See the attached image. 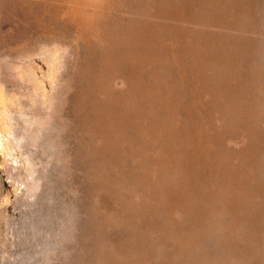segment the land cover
Returning a JSON list of instances; mask_svg holds the SVG:
<instances>
[{
	"label": "rangeland",
	"instance_id": "1",
	"mask_svg": "<svg viewBox=\"0 0 264 264\" xmlns=\"http://www.w3.org/2000/svg\"><path fill=\"white\" fill-rule=\"evenodd\" d=\"M70 1L67 0L69 5ZM78 1L91 6L90 2L95 5L114 2V7L117 6L108 17L110 21L106 19L108 22L104 24L109 36L102 41L90 38L89 44L81 49L79 65H74V54L67 44L44 39L32 53L7 59V64L0 66V212L11 221L7 230L4 224L0 226V264H264V0ZM45 2L52 6L49 0ZM67 2L64 5L59 2L61 7L59 3L57 6L66 9ZM172 8L175 10L170 12ZM30 21L39 20L30 19L24 24L31 27ZM18 23L4 15L0 17V38L8 32L15 43H20L23 39L15 31ZM45 24L50 33L60 25L78 34L76 25L48 20ZM127 50L134 54V60L127 57ZM147 52L150 56H146ZM108 59L119 71L112 85L103 82L102 77ZM4 71L9 77L4 78ZM131 71L136 84H140H133L132 92L125 83ZM67 81L71 83L66 84ZM23 93L39 106L38 119L25 118ZM97 100L101 101L100 107ZM49 110L54 113L52 118L48 117ZM54 141L57 150L49 147ZM125 152L128 155H123ZM164 157L172 160V170ZM142 159L145 163L138 169ZM163 169L162 174L168 179L160 174ZM147 171L151 173L148 175ZM220 192L226 199L219 196ZM146 204L148 207L143 208ZM179 239H183V249L178 248Z\"/></svg>",
	"mask_w": 264,
	"mask_h": 264
},
{
	"label": "bare ground",
	"instance_id": "2",
	"mask_svg": "<svg viewBox=\"0 0 264 264\" xmlns=\"http://www.w3.org/2000/svg\"><path fill=\"white\" fill-rule=\"evenodd\" d=\"M66 2H67V0H65ZM65 1L63 2L64 4H65ZM130 1V0H129ZM135 1H137V0H135ZM158 1V0H157ZM160 1H162V0H160ZM168 1V0H167ZM187 1V0H186ZM189 1V0H188ZM187 1V2H188ZM49 2H51L52 3V6L51 7H48V5L46 4V2H45V0H2L1 2H0V15H4V17H6V18H8V19H13L14 21H18L19 23H18V26L16 27V32L18 33L17 35L21 38L22 37V39L23 40H20L19 42L20 43H15V38L13 37V36H11L12 35V33H8V32H6L7 33V36H4V37H2V38H0V66H2V64H7V62H8V60L7 59H18V58H20V57H22L24 54L26 55V54H29V53H32L34 50H35V46H36V44L38 43V42H40L41 40H55V41H59V42H62V43H65V45L67 44L70 48H71V50H72V52H73V54H74V57L73 58H75V60H74V65L75 66H77V65H79V62H80V60H82V59H80L81 58V49L83 50V46L84 45H87V44H89V42H90V38H95V39H97L98 41H102L103 40V38L104 37H107V36H109V35H107L108 33V31L106 32L105 30L106 29H104V24H105V21H107L106 19H108L109 20V18L111 17L110 15H111V13H113V10H114V8H116V7H114L115 5V3L114 2H109V3H107V4H105V5H95L94 3H91L90 2V4H93L92 6L91 5H89L88 3H86V5H85V3L83 2H80V1H78V0H76V1H73V0H71L70 1V5L68 4V2H67V4L69 5V7L68 8H64V9H60L58 6H57V3H59V2H61L62 3V0H49ZM142 2V1H141ZM150 2H151V0H150ZM156 2V1H155ZM164 2V1H163ZM185 2V1H184ZM186 2V3H187ZM213 2V1H212ZM215 2V1H214ZM213 2V3H214ZM62 3V4H63ZM190 3V2H189ZM201 3V2H200ZM205 3V2H204ZM63 4V5H64ZM87 4H88V6H91L92 8L91 9H88L87 7ZM137 4V3H136ZM154 4V3H153ZM161 4V3H160ZM178 4V3H177ZM193 4V3H192ZM199 4V3H198ZM209 4H211V3H209ZM60 7H61V5H60V3L58 4ZM138 5V4H137ZM182 5V4H181ZM191 5V4H190ZM189 5V6H190ZM205 5H207V3H205ZM209 6V5H208ZM216 6H218V4H216ZM215 6V7H216ZM220 6V5H219ZM229 6V5H228ZM167 7H169L168 5H167ZM221 7V6H220ZM220 7H218V8H220ZM90 8V7H89ZM132 7H130V9H131ZM136 8V7H135ZM150 8H151V6H150ZM197 8V10H198V7H196ZM145 9V8H144ZM169 9V8H168ZM186 9V8H185ZM191 9V8H190ZM210 8H208V10H209ZM224 9V8H223ZM227 9H228V7H227ZM47 10L49 11V12H47ZM116 10V9H115ZM165 10H167L166 8H165ZM172 10H175V9H171L170 10V12L172 11ZM126 11H129V10H126ZM151 11H153V10H151ZM161 11V10H160ZM185 11V10H184ZM216 11H218L217 9H216ZM225 11V10H224ZM230 11V10H229ZM118 12V11H117ZM148 12V11H147ZM162 12V11H161ZM177 12H179V11H177ZM160 13V12H159ZM175 13V12H174ZM206 13V12H205ZM223 13V12H222ZM222 13H220V15L222 14ZM122 14H126V13H122ZM167 14V13H166ZM208 14V13H207ZM227 14V13H226ZM229 14V13H228ZM130 15H132V13L130 14ZM175 15H177L176 13H175ZM184 15V14H183ZM2 16H0L1 18H2ZM64 16V17H63ZM65 16H66V18H65ZM110 16V17H109ZM140 16V15H139ZM160 16H161V14H160ZM167 16V15H166ZM199 16V15H198ZM203 16H205V15H203ZM212 16V15H211ZM217 16V15H216ZM215 16V17H216ZM109 17V18H108ZM146 17V16H145ZM187 17V16H186ZM207 17V16H206ZM166 18V17H165ZM177 18V17H176ZM184 19H185V17H183ZM190 18V17H189ZM225 18V17H224ZM30 19H32V20H34V19H37V20H39V21H37V22H34V21H30L29 22V24L31 25V27H27L25 24H24V22L26 21L27 23H28V20H30ZM155 19V18H154ZM157 19V18H156ZM167 19H168V17H167ZM178 19V18H177ZM179 19H180V17H179ZM178 19V20H179ZM183 19V20H184ZM204 19V18H203ZM207 19H209V18H207ZM233 19V18H232ZM45 20H48L49 22H57V23H61V24H63V23H65V24H67V25H69V26H71L72 27V25L74 26V25H76L79 29H78V34H76L75 32L73 33V31L72 30H70L71 28L70 27H68V26H65V27H61L60 25H58L57 27H58V30L56 31H53V32H51L50 33V30H49V28H47V26H46V24H45ZM171 20V19H170ZM234 20V19H233ZM110 21V20H109ZM155 21V20H154ZM182 21V20H181ZM185 21V20H184ZM203 21V20H202ZM215 21V20H214ZM232 21V20H231ZM23 22V23H22ZM31 22H33L32 24H31ZM40 24H39V23ZM108 22V21H107ZM157 22V21H156ZM225 22V21H224ZM227 22H229L228 20H227ZM181 23V22H180ZM183 23V22H182ZM181 23V24H182ZM43 24H44V26H43ZM108 24V23H107ZM110 24V23H109ZM169 24V23H168ZM183 24H185V22L183 23ZM183 24H182V26H183ZM228 24V23H227ZM233 24H235L234 22H233ZM129 25V24H128ZM201 25H203V24H201ZM204 25H206V24H204ZM211 25V24H210ZM221 25V24H220ZM229 25V24H228ZM165 26V25H164ZM168 26V25H167ZM185 26H186V24H185ZM218 26V25H217ZM230 26V25H229ZM235 26V25H234ZM41 27H42V29H41ZM51 27V26H50ZM113 27V26H112ZM157 27V26H156ZM204 27H206V26H203V29H204ZM223 27V26H222ZM227 27V26H226ZM62 28V29H61ZM178 28V27H177ZM189 28V27H188ZM196 28V27H195ZM51 29H52V27H51ZM116 29V28H115ZM120 29V28H119ZM157 29V28H156ZM164 29V28H163ZM172 28H170V30H171ZM181 29V28H180ZM183 29V28H182ZM201 29H202V26H201ZM53 30V29H52ZM110 30V29H109ZM191 30V29H190ZM193 30V29H192ZM191 30V31H192ZM117 31H118V29H117ZM110 32V31H109ZM153 32V31H152ZM164 32H165V30H164ZM167 32V31H166ZM176 32V31H175ZM195 32V31H194ZM204 32H206V31H204ZM209 32V31H208ZM132 34V33H131ZM163 33H161V35H162ZM202 34H203V32H202ZM172 35V34H171ZM179 35V34H178ZM200 35V34H199ZM199 35H196V36H199ZM206 35V34H205ZM208 35V34H207ZM24 36H26V39L24 40ZM134 36V35H133ZM187 36H189V35H187ZM192 36V35H191ZM204 36V35H203ZM164 37H166V36H164ZM163 37V38H164ZM194 37V36H193ZM206 37V36H205ZM134 38V37H133ZM192 38V37H191ZM190 38V39H191ZM203 37H201V38H198V39H202ZM162 39V38H161ZM160 39V40H161ZM190 39H188V40H190ZM226 39V38H225ZM131 40V39H130ZM148 40V39H147ZM171 40V39H170ZM187 40V41H188ZM114 41V40H113ZM133 41V40H132ZM131 41V42H132ZM182 41V40H181ZM199 41V40H198ZM202 41V40H201ZM220 41H221V39H220ZM159 42V41H158ZM157 42V43H158ZM188 42H191V41H188ZM192 42H193V38H192ZM204 42V41H203ZM225 42V41H224ZM96 43H97V41H96ZM162 43V42H161ZM197 43V42H196ZM141 44V43H140ZM143 44V43H142ZM182 45H183V43H182ZM205 45V44H204ZM190 46H191V44H190ZM223 46V45H222ZM86 47V46H85ZM85 47H84V50L86 51V49H85ZM94 47V46H93ZM97 47V46H96ZM118 47V46H117ZM142 47V46H141ZM148 47V46H147ZM188 47V46H187ZM218 47V46H217ZM88 48V47H87ZM97 48H99V47H97ZM134 48V47H133ZM149 48V47H148ZM179 48V47H178ZM142 49V48H141ZM153 49V48H152ZM194 49H195V47H194ZM201 49V48H200ZM88 50V49H87ZM149 50H151L150 48H149ZM148 50V51H149ZM222 50V49H221ZM228 50V49H227ZM84 51V52H85ZM93 51H94V49H93ZM135 51V50H134ZM139 51V50H138ZM154 51V50H153ZM153 51H151V52H153ZM203 51V50H202ZM230 51V50H229ZM87 52V51H86ZM223 52V51H222ZM221 52V53H222ZM134 53V52H133ZM149 52H147V55L146 56H150V54H148ZM154 53H155V51H154ZM153 53V54H154ZM182 53H184V52H182ZM227 53V52H226ZM126 54H127V57H129L130 58V60H134V58H133V55L131 54V52L129 51V50H127V52H126ZM125 54V55H126ZM145 54V53H144ZM95 55V54H94ZM115 55V54H114ZM224 55V54H223ZM84 56H85V54H84ZM90 56V55H89ZM145 56V55H144ZM154 56H156L155 54L153 55V57ZM158 56V55H157ZM168 56V55H167ZM159 57V56H158ZM157 57V58H158ZM122 58V57H121ZM143 58V57H142ZM156 58V57H155ZM180 58V57H179ZM120 59V58H119ZM125 59V58H124ZM124 59H122V60H124ZM154 59V58H153ZM169 59V58H168ZM175 59V58H174ZM181 59V58H180ZM224 59V58H223ZM111 60H113V59H111ZM117 60V59H116ZM155 60V59H154ZM158 60V59H157ZM183 60V59H182ZM147 61V60H146ZM160 61V60H159ZM180 61V60H179ZM205 61V60H204ZM234 61V60H233ZM121 62V61H120ZM167 62V61H166ZM181 62V61H180ZM203 62V61H202ZM210 62V61H209ZM219 62V61H218ZM106 70H105V72L102 74V77H103V82H105L107 85H112L113 83H114V81L116 80V77H117V75H118V72L119 71H116V69H115V67L113 66H111L112 64H111V62H110V60L108 59L106 62ZM141 63H142V61H141ZM154 64H155V62H153ZM161 63V62H160ZM177 63V62H176ZM175 63V64H176ZM194 63V62H193ZM118 64V63H117ZM131 64H132V62H131ZM138 64V63H137ZM103 65V64H102ZM135 65V64H134ZM168 65V64H167ZM221 65V64H220ZM238 65V64H237ZM133 66V65H132ZM137 66V65H136ZM149 66H151V65H149ZM156 66H157V64H156ZM163 66V65H162ZM228 66V65H227ZM231 66H233V65H231ZM235 66H236V64H235ZM160 66H158V68H159ZM164 67H165V65H164ZM169 67V66H168ZM168 67H166V68H168ZM229 67V66H228ZM117 68H119V67H117ZM140 68V67H139ZM152 68V67H151ZM154 69V68H153ZM153 69H150V70H153ZM171 69V68H170ZM231 69V67L229 68V70ZM74 70L75 71H78V70H76V68H74ZM79 70H80V68H79ZM142 70H144V69H142ZM148 70H149V68H148ZM157 70V69H156ZM164 70H166V69H164ZM209 70V69H208ZM223 70V69H222ZM81 71V70H80ZM154 71V70H153ZM232 71V70H231ZM230 71V72H231ZM87 72V71H86ZM147 72H149V71H147ZM157 72V71H156ZM168 72V71H167ZM170 72V71H169ZM213 72V71H212ZM233 72V71H232ZM236 71H234V73H235ZM74 73V72H73ZM76 73V72H75ZM74 73V74H75ZM133 71H131V72H129V75H128V77L125 79V80H127V81H125V83L127 82L128 83V85H129V91L130 92H132V89H131V87L133 88V84H136V82L134 81V75H133ZM165 73V71L163 72V74ZM203 73H204V71H203ZM158 74H159V72H158ZM169 74V73H168ZM167 74V75H168ZM238 74V73H237ZM3 76H4V78H6V77H9V74H7V71H4L3 72ZM162 76V75H161ZM171 76V75H170ZM232 76H233V73H232ZM236 76V75H235ZM144 77V76H143ZM158 77V76H157ZM168 77V76H167ZM234 77V76H233ZM11 78V77H10ZM123 78H124V76H123ZM141 78H142V76H141ZM141 78H136V81H137V79H141ZM201 78H203V77H201ZM264 78V77H263ZM101 79V78H100ZM146 79V78H145ZM148 79V78H147ZM166 79V78H165ZM259 79V78H258ZM75 80V79H74ZM99 80V79H98ZM102 80V79H101ZM260 80V79H259ZM72 81V80H71ZM71 81H67L66 82V84L68 83H71ZM147 81V80H146ZM162 82L164 81L163 80V78H162V80H161ZM167 81V80H166ZM168 81H169V79H168ZM13 82V81H12ZM139 82H142V81H139ZM144 82V81H143ZM160 82V81H159ZM253 82V81H252ZM161 83V82H160ZM167 83H169V82H167ZM201 83V82H200ZM255 83V82H254ZM253 83V84H254ZM257 83V82H256ZM262 83V82H261ZM264 83V82H263ZM13 84H14V82H13ZM151 84V83H150ZM164 84H165V82H164ZM137 85V84H136ZM138 85H140V84H138ZM137 85V86H138ZM143 85H145V84H143ZM190 85V84H189ZM262 86V85H261ZM110 87V86H109ZM151 87V86H150ZM150 87H149V89H150ZM211 87V86H210ZM248 87V86H247ZM258 87V86H257ZM91 88V87H90ZM100 89H101V87H99ZM106 89H109L108 87H105ZM112 88V87H111ZM142 88V87H141ZM145 89H146V87H144ZM154 89H155V87H153ZM172 88V87H171ZM262 87H260V89H261ZM124 89V88H123ZM244 89V88H243ZM259 89V88H258ZM136 90H138V89H136ZM135 90V91H136ZM253 90V89H252ZM251 90V91H252ZM97 91H99V90H97ZM103 91V90H102ZM128 91V92H129ZM134 91V92H135ZM138 91H142V90H138ZM156 91V90H155ZM178 91V90H177ZM181 91V90H180ZM198 91V90H197ZM245 91H247L246 89H245ZM249 91V90H248ZM254 91H255V89H254ZM253 91V92H254ZM263 91V90H262ZM62 92V91H61ZM88 92V91H87ZM90 92V91H89ZM104 92V91H103ZM125 92H126V90H125ZM149 92V91H148ZM154 92V91H153ZM64 93V92H63ZM151 93V92H150ZM157 93H161L160 91L159 92H157ZM202 93H204V92H202ZM240 93V92H239ZM255 93H256V91H255ZM83 94V93H82ZM120 94V93H119ZM134 94V93H133ZM143 93H141V95H142ZM153 94V93H152ZM155 94V93H154ZM153 94V95H154ZM221 94V93H220ZM237 94V93H236ZM91 95V94H90ZM95 95V94H94ZM93 95V96H94ZM98 95H102L101 93H99ZM109 95V94H108ZM132 95V94H131ZM136 95H137V93H136ZM149 94L147 93V96H148ZM204 95V94H203ZM235 95V94H234ZM252 95H254V94H252ZM262 95H264L263 93H262ZM23 96L25 97V99H24V103H25V110H24V116H25V118L26 119H38L39 118V115H40V112H41V110L39 109V106L37 105V103H35L34 101H32L31 99H26V97H27V94L26 93H23ZM67 96V95H66ZM83 96V95H82ZM107 96V95H106ZM138 96V95H137ZM147 96L145 95V97L147 98ZM156 96H158V95H155L154 97H156ZM191 96H192V94H191ZM229 96V95H228ZM233 96V95H232ZM95 98H96V95L94 96ZM140 97V96H139ZM162 97V96H161ZM170 97H172V96H170ZM212 97V96H211ZM63 98V97H62ZM70 98H71V96H70ZM128 98H129V96H128ZM61 99V98H60ZM121 99V98H120ZM143 99V98H142ZM169 99V98H168ZM188 99V98H187ZM72 100H73V98H72ZM79 100V99H78ZM96 100V99H95ZM118 100H119V98H118ZM172 100H173V98H172ZM178 100V99H177ZM196 100V99H195ZM203 100V99H202ZM215 100V99H214ZM66 101V100H65ZM98 101V103H97V105L99 104V102H101L100 100H97ZM136 101H138V98H137V100ZM150 101H151V99H150ZM171 101V100H170ZM66 102H68V101H66ZM114 102V101H113ZM112 102V103H113ZM184 102V101H183ZM182 102V103H183ZM197 102V101H196ZM246 102V101H245ZM148 103V102H147ZM181 103V104H182ZM194 103V102H193ZM214 103V102H213ZM94 104V103H93ZM107 104V103H106ZM128 104V103H127ZM58 105V104H57ZM97 105L95 106L96 108H97ZM126 105V104H125ZM138 105V104H137ZM183 105V104H182ZM191 105V104H190ZM199 105V104H198ZM197 105V106H198ZM83 106V105H82ZM99 106V105H98ZM154 105H153V102H152V107H153ZM167 106V105H166ZM177 106V105H176ZM186 106V105H185ZM193 106V105H192ZM244 106V105H243ZM85 107H87V106H85ZM100 107V106H99ZM102 107V106H101ZM122 107V106H121ZM126 107H127V105H126ZM130 107V106H129ZM157 107V106H156ZM168 107V106H167ZM210 107V106H209ZM43 108V107H42ZM55 108V107H54ZM93 108V107H92ZM105 108V107H104ZM144 108V107H143ZM154 108V107H153ZM173 108V107H172ZM181 108H183V107H181ZM213 108V107H212ZM233 108V107H232ZM94 109V108H93ZM101 109H103V107L101 108ZM109 109V108H108ZM129 109V108H128ZM171 109V108H170ZM174 109V108H173ZM200 109V108H199ZM248 109V108H247ZM43 110V109H42ZM51 110V109H50ZM49 110V111H50ZM100 110V109H99ZM98 110V111H99ZM115 110V109H114ZM123 110V109H122ZM165 110V109H164ZM193 110H195V109H193ZM84 111V110H83ZM103 111V110H102ZM108 111H111V110H108ZM126 111V110H125ZM129 111V110H128ZM127 111V112H128ZM157 111V110H156ZM169 111V110H168ZM171 111V110H170ZM174 111V110H173ZM222 111V110H221ZM105 112H107L106 110H105ZM115 113H116V111H114ZM134 112V111H133ZM139 112V111H138ZM177 112H179V110L177 111ZM177 112H175V113H177ZM195 111H193V113H194ZM200 112H202V109L200 110ZM205 112V111H204ZM220 112V111H219ZM77 113V112H76ZM79 113V112H78ZM85 113L86 112H84L83 113V115H85ZM134 113H136V112H134ZM147 113V112H146ZM159 113V112H158ZM158 113H154V115L155 114H157L158 115ZM162 113V112H161ZM163 113H165V112H163ZM163 113H162V115H163ZM169 113H171V112H169ZM48 114V113H47ZM52 114H54V113H52L51 111L49 112V116L48 117H51L52 116ZM67 114V113H66ZM75 114V113H74ZM104 114H106V113H104ZM195 114V113H194ZM68 115V114H67ZM98 115V114H97ZM129 115V114H128ZM145 115H147V114H145ZM168 115V114H167ZM174 115V114H173ZM62 116H63V114H62ZM72 116V115H71ZM91 116V115H90ZM115 116V115H114ZM148 116V115H147ZM146 116V117H147ZM169 116V115H168ZM180 116V115H179ZM202 116V115H201ZM215 116L217 117V114H216V112H215ZM219 116V115H218ZM99 117V116H98ZM101 117H103L104 118V116H103V114L101 115ZM101 117H99V118H101ZM108 117V116H107ZM152 117H153V115H152ZM189 117V116H188ZM213 117V116H212ZM212 117H211V120H212ZM52 118V117H51ZM50 118V119H51ZM55 118V117H54ZM63 118V117H62ZM69 118V117H68ZM71 118V117H70ZM69 118V119H70ZM155 118H157V117H155ZM161 118V117H160ZM179 118V117H178ZM194 118H195V116H194ZM221 118V117H220ZM223 118V117H222ZM57 119V118H56ZM59 119V118H58ZM58 119H57V121H58ZM105 119V118H104ZM148 119V118H147ZM163 119H164V117H163ZM171 119V118H170ZM182 119V118H181ZM192 119H193V117H192ZM198 119V118H197ZM73 120V119H72ZM72 120H69V121H72ZM76 120V119H75ZM108 120V119H107ZM107 120H104V122L105 121H107ZM126 120V117H125V119H124V121ZM155 120V119H154ZM168 120V119H167ZM175 120H177L176 118H175ZM179 120V119H178ZM189 120V119H188ZM195 120V119H194ZM38 121H40V120H38ZM54 121H56V120H54ZM102 121V120H101ZM108 121H110V120H108ZM107 121V122H108ZM191 121V120H190ZM205 121V120H204ZM34 122V121H33ZM51 122V121H50ZM59 122V121H58ZM65 122V121H64ZM63 122V123H64ZM74 122V121H73ZM72 122V123H73ZM76 122V121H75ZM83 122V121H82ZM111 122V121H110ZM125 122H127V121H125ZM156 122H158V121H156ZM156 122H155V124H156ZM61 124H63L62 122H60ZM65 123H67V122H65ZM81 123V122H80ZM106 123V122H105ZM112 123V122H111ZM150 123H151V121H150ZM149 123V124H150ZM162 123V122H161ZM188 124H190L189 122H187ZM186 123V124H187ZM194 122H192V124H193ZM221 123V122H220ZM54 124V123H53ZM57 124V123H56ZM60 124V125H61ZM68 124H70V122L68 123ZM107 124H109V123H107ZM147 123H145V125H146ZM148 124V125H149ZM195 124V123H194ZM203 124V123H202ZM51 125V124H50ZM57 125H59V124H57ZM57 125H55V126H57ZM77 124H75V126H76ZM102 125V124H101ZM121 126H123L122 124H120ZM153 125V124H152ZM163 125H165V124H163ZM169 125V124H168ZM52 126V125H51ZM104 126H106V125H104ZM119 126V125H118ZM147 126V125H146ZM145 126V127H146ZM151 126V125H150ZM160 126H161V124H160ZM175 125L173 124L172 125V127H174ZM66 127V126H65ZM78 127H80V126H78ZM107 127V126H106ZM124 127V126H123ZM123 127H121V129L123 128ZM167 127V126H166ZM169 127H170V125H169ZM169 127H167V128H169ZM201 127V126H200ZM25 128V127H24ZM35 128V127H34ZM47 128H49V127H46V129ZM69 128H71V127H69ZM81 128V127H80ZM79 128V129H80ZM102 128V127H101ZM116 128V127H115ZM114 128V129H115ZM135 128V127H134ZM133 128V129H134ZM143 128V127H142ZM150 128V127H149ZM195 128V127H194ZM208 128V127H207ZM238 128V127H237ZM45 129V130H46ZM50 129V128H49ZM48 129V130H49ZM78 129V130H79ZM105 129H107V128H105ZM104 128H103V130H105ZM119 129V128H118ZM141 129V128H140ZM148 129V128H147ZM170 129V128H169ZM193 129V128H192ZM197 129V128H196ZM200 129V128H199ZM213 129V128H212ZM52 130H53V128H52ZM67 130H70V129H67ZM75 130H77V129H75ZM75 130H74V132H75ZM112 129H110V130H107L108 132L109 131H111ZM139 130V129H138ZM194 130V129H193ZM204 130H206V129H204ZM214 130H215V128H214ZM237 130V129H236ZM28 131V130H27ZM51 131V129L49 130V132ZM54 131V130H53ZM163 131V130H162ZM166 131H168V130H166ZM173 131H174V129H173ZM172 131V132H173ZM189 131V130H188ZM195 131V130H194ZM208 131V130H207ZM32 132V131H31ZM34 132H35V130H34ZM46 132V131H45ZM77 132V131H76ZM82 132V131H81ZM122 132H123V130H122ZM121 132V133H122ZM130 132H132V131H130ZM129 132V133H130ZM158 132H159V130H158ZM171 132V133H172ZM206 132V131H205ZM204 132V133H205ZM209 132V131H208ZM217 132V131H216ZM237 132V131H236ZM36 133V132H35ZM119 133V132H118ZM118 133H116V135H118ZM201 133V132H200ZM209 133H212V132H209ZM30 134V133H29ZM37 134V133H36ZM76 134H78V133H76ZM81 134V133H80ZM141 134V133H140ZM147 134H151V132L150 133H147ZM161 134V133H160ZM31 135V134H30ZM62 135V134H61ZM65 135V134H64ZM85 135V134H84ZM102 135V134H101ZM158 135H159V133H158ZM162 135H164L163 133H162ZM161 135V136H162ZM212 135V134H211ZM210 135V136H211ZM44 136H45V134H44ZM43 136V137H44ZM76 136H78V135H76ZM152 137H153V135H151ZM160 136V137H161ZM195 136V135H194ZM198 136H200L199 134H198ZM201 136H202V134H201ZM40 137V136H39ZM38 137V138H39ZM74 137V136H73ZM106 137V136H105ZM105 137H103V138H105ZM111 137V136H110ZM148 137V136H147ZM180 137V136H179ZM182 137V136H181ZM180 137V138H181ZM191 137V136H190ZM196 137L197 136H195V139H196ZM41 138V137H40ZM45 138H46V136H45ZM78 138V137H77ZM111 138H113V137H111ZM194 138V137H193ZM202 138V137H201ZM200 138V139H201ZM220 138V137H219ZM218 138V139H219ZM224 138V137H223ZM228 138V137H227ZM58 139V138H57ZM106 139V138H105ZM114 139V138H113ZM137 139H139V138H137ZM142 139H144V140H146L145 138H142ZM189 139V138H188ZM198 139V138H197ZM209 139V138H208ZM221 139V138H220ZM225 139V138H224ZM224 139H223V141H224ZM31 140V139H30ZM55 141H56V139H54ZM148 140H150V139H148ZM155 141H156V139H154ZM192 140V139H191ZM202 140V139H201ZM201 140H199L200 142H202ZM204 140V139H203ZM251 140V139H250ZM37 141V140H36ZM55 141L54 142H51L50 143V145H49V147H51V149L52 150H57V147H56V144H55ZM58 141V140H57ZM81 141V140H80ZM106 141H107V139H106ZM136 141H138V140H136ZM195 141H197V140H195ZM194 141V142H195ZM209 141V140H208ZM220 141H222V140H220ZM42 142V141H41ZM40 142V143H41ZM69 142V141H68ZM109 142V141H108ZM107 142V143H108ZM175 142V141H174ZM181 142V141H180ZM188 142V141H187ZM57 143V142H56ZM71 143V142H70ZM77 143H79L78 141H77ZM139 143H140V139H139ZM164 143H165V141H164ZM183 143H185V142H183ZM208 143V142H207ZM206 142L204 143V144H207ZM211 143V142H210ZM224 143V142H223ZM33 144V143H32ZM31 144V145H32ZM44 144V143H43ZM137 144V143H136ZM175 144H177V143H175ZM202 144V143H201ZM188 145V144H187ZM186 145V146H187ZM196 145H197V142H196ZM70 146V145H69ZM121 146V145H120ZM126 146V145H125ZM141 146H143V145H141ZM156 146V145H155ZM167 146V145H166ZM185 146V145H184ZM200 146H202V145H200ZM207 146H209V145H207ZM216 146L217 145H215V148H216ZM32 147V146H31ZM61 147H63V146H61ZM61 147H59L60 149H61ZM131 147V146H130ZM137 147V146H136ZM138 147H140V146H138ZM153 147V146H152ZM29 148V147H28ZM44 148V147H43ZM118 148H120V147H118ZM122 148V147H121ZM120 148V149H121ZM124 148H126V147H124ZM123 148V149H124ZM128 148V147H127ZM126 148V149H127ZM176 148H177V146H176ZM187 148V147H186ZM207 148V147H206ZM206 148H204V149H206ZM213 148V147H212ZM262 148V147H261ZM37 149H38V147H37ZM45 149V148H44ZM43 149V150H44ZM132 149H133V151H134V149H135V146L133 145V147H132ZM142 149H143V147H142ZM166 149H168V148H166ZM192 149V148H191ZM218 149V148H217ZM257 149V148H256ZM259 149V148H258ZM46 150H48V149H46ZM64 150V149H63ZM62 150V151H63ZM65 150H67V149H65ZM122 150V149H121ZM163 150V149H162ZM180 150V149H179ZM183 150V149H182ZM247 150V149H246ZM260 150V149H259ZM29 151V150H28ZM36 151V150H35ZM51 151V150H50ZM61 151V153H63ZM70 151V150H69ZM123 151V150H122ZM121 151V152H122ZM131 151V150H130ZM135 151H137V150H135ZM134 151V152H135ZM161 151V150H160ZM177 152H178V150H176ZM205 151V150H204ZM262 151V150H261ZM49 152V151H48ZM120 152V151H119ZM127 152H129V151H127ZM249 152V151H248ZM252 152V151H251ZM106 153V152H105ZM126 153V152H125ZM144 153V152H143ZM152 153V152H151ZM159 153H161V152H159ZM166 153V152H165ZM211 153V152H210ZM29 154H30V152H29ZM49 154V153H48ZM136 153H134V156L135 157H137V155H135ZM138 154H140V152H138ZM178 154V153H177ZM186 154H187V152H186ZM205 154V153H204ZM230 154H231V152H230ZM252 154V153H251ZM256 154V153H255ZM38 155V154H37ZM62 155V154H61ZM63 155H64V153H63ZM123 155H128L127 153L126 154H123ZM146 156L148 155V153L147 154H145ZM145 155H143V156H145ZM150 155V154H149ZM173 155V154H172ZM179 155V154H178ZM238 155V154H237ZM249 154H247V156H248ZM70 156V155H69ZM117 156H119L118 154H117ZM168 156V155H167ZM182 156H184V153H183V155ZM188 156V155H187ZM192 156V155H191ZM216 156H217V153H216ZM243 156V155H242ZM253 156V155H252ZM59 157H60V155H59ZM139 157V156H138ZM141 158H142V151H141V156H140ZM159 157H161V156H159ZM179 157V156H178ZM194 157V156H193ZM192 157V158H193ZM209 157V156H208ZM240 157V156H239ZM249 157H251V155L249 156ZM117 158H119V157H117ZM143 158H145V160H146V157H143ZM164 158H167L168 159V157H164ZM180 158V157H179ZM182 158V157H181ZM185 158V157H184ZM184 158H182L183 159V161H184ZM189 158V157H188ZM226 158H228V157H226ZM71 159V158H70ZM70 159H68V161L70 160ZM123 159V158H122ZM136 159H138V158H136ZM162 159H163V157H162ZM172 159V158H171ZM173 159H175V158H173ZM195 159V158H194ZM256 159H257V157H256ZM66 160L67 159H64V162H66ZM81 160V159H80ZM108 160V159H107ZM113 160V159H112ZM120 160V159H119ZM165 160V159H164ZM164 160H162V162H164ZM169 160V159H168ZM168 160L166 161L165 160V162H167L168 163ZM229 160H231V159H229ZM235 160V159H234ZM242 160V159H241ZM40 161V160H39ZM67 161V162H68ZM78 161V160H77ZM84 161V160H83ZM120 161H122V160H120ZM141 161H144L143 159L142 160H140V162ZM148 161V160H147ZM172 161V160H171ZM170 160H169V163L171 162ZM178 161V160H177ZM63 161H62V163H64ZM70 162V161H69ZM118 162V161H117ZM123 162V161H122ZM149 162V161H148ZM147 162V163H148ZM162 162H161V164H162ZM164 162V163H165ZM175 162V161H174ZM173 162V163H174ZM179 162V161H178ZM182 162V161H181ZM185 163L184 164H188V162L186 163V158H185V161H184ZM196 161H194V163H195ZM231 162V161H230ZM78 163V162H77ZM121 163V162H120ZM125 163V162H124ZM143 163H145V162H141V166H139L138 167V169L141 167V169H142V164ZM172 163V164H173ZM246 163V162H245ZM256 163V162H255ZM166 164V163H165ZM191 164H193V163H191ZM213 164V163H212ZM234 164V163H233ZM238 164V163H237ZM122 165H123V163H122ZM163 165V164H162ZM167 165V164H166ZM179 165H181V164H179ZM230 165V164H229ZM244 165V164H243ZM255 165V164H254ZM69 166H71V165H69ZM121 166V165H120ZM144 166V165H143ZM149 166V165H148ZM169 166V168H170V166H171V163H170V165H167V167ZM178 166V165H177ZM182 166V165H181ZM184 166V165H183ZM260 166V165H259ZM64 167V166H63ZM123 168H121L120 167V170L122 169V171H123V169H124V165L122 166ZM147 167V166H146ZM150 167V166H149ZM159 167L161 168V165H159ZM159 167L157 168V169H159ZM164 167V166H163ZM166 167V166H165ZM164 167V168H165ZM172 167V166H171ZM175 167V166H174ZM192 167V166H191ZM151 168V167H150ZM149 168V170H152V169H150ZM175 168H177V167H175ZM190 168V167H189ZM229 168H231V167H229ZM233 168V167H232ZM241 168V167H240ZM103 169V168H102ZM141 169H140V171H141ZM166 170V172H167V168H165ZM171 169V168H170ZM186 169H187V167H186ZM186 169H185V171H186ZM223 169V168H222ZM222 169H221V172H222ZM225 169V168H224ZM127 170V169H126ZM160 170V169H159ZM172 170V169H171ZM182 170H184V169H182ZM188 171L190 170V169H187ZM219 170V169H218ZM244 170H246V169H244ZM252 170V169H251ZM257 170V169H256ZM103 171V170H102ZM139 171V170H138ZM146 171V170H145ZM179 171V170H178ZM214 171H216V170H214ZM57 172V171H56ZM60 172H62V171H60ZM101 172V171H100ZM114 172H116V171H114ZM133 172V171H132ZM148 172V171H147ZM162 172L164 173V169H163V171H161V173L160 172H158V173H160V174H162ZM176 172H177V169H176ZM212 172V171H211ZM217 172V171H216ZM237 172H238V169H237ZM242 172L243 171H241V174H242ZM248 172V171H247ZM246 172V173H247ZM59 173V172H58ZM137 173V172H136ZM136 173L134 172V174L136 175ZM139 173V172H138ZM143 173V172H142ZM151 173V171H149L148 173H146V174H150ZM175 173V172H174ZM189 173V172H188ZM249 173H250V171H249ZM249 173H247V174H249ZM120 174V173H119ZM168 174H170V173H166L165 175H168ZM172 174V173H171ZM184 174V173H183ZM193 174V173H192ZM212 174V173H211ZM226 174V173H225ZM100 175H102V174H100ZM114 175V174H113ZM116 175V174H115ZM158 175V174H157ZM163 176H164V174H162ZM174 175V174H173ZM176 175V174H175ZM189 175V174H188ZM194 175V174H193ZM235 175V174H234ZM243 176H245L244 174H242ZM252 175V174H251ZM120 176H121V174H120ZM155 176V175H154ZM153 176V177H154ZM162 176V177H163ZM229 175H227V177H228ZM247 176V175H246ZM260 176V175H259ZM142 177V176H141ZM144 177H145V175L143 176V180H145L144 179ZM159 177V176H158ZM162 177H161V175H160V178H161V180H162ZM164 177H166V176H164ZM163 177V178H164ZM175 177H177V176H175ZM175 177H173V178H175ZM182 177V176H181ZM180 177V178H181ZM186 177V176H185ZM222 177V176H221ZM225 177V176H224ZM58 178V177H57ZM107 178V177H106ZM121 178V177H120ZM123 178V177H122ZM125 178H127V177H125ZM136 178V177H135ZM139 178V177H138ZM147 178V177H146ZM155 178V177H154ZM153 178V179H154ZM246 178V177H245ZM257 178V177H256ZM159 179V178H158ZM166 179H168V177H166ZM176 179V178H175ZM226 179V178H225ZM235 179H236V176H235ZM238 179V178H237ZM258 179H259V177H258ZM37 180H39V177H37ZM120 180V179H119ZM132 180V179H131ZM140 180V179H139ZM180 180V179H179ZM245 180V179H244ZM264 180V179H263ZM122 181V180H121ZM135 181V180H134ZM156 181H158V180H156ZM163 181V180H162ZM164 181H165V179H164ZM167 182H169L170 183V181H168V180H166ZM175 181V180H174ZM228 181V180H227ZM254 181V180H253ZM259 181V180H258ZM38 182V181H37ZM36 182V183H37ZM108 182H110V181H108ZM143 183H144V181H142ZM159 182H160V179H159ZM158 182V183H159ZM166 182V183H167ZM172 182V181H171ZM240 182V181H239ZM255 182V181H254ZM120 183V182H119ZM127 183V182H126ZM140 183V182H139ZM154 183H156V182H154ZM162 183V182H161ZM180 183V182H179ZM225 183H227V182H225ZM122 184H123V182H122ZM140 184H142V183H140ZM151 184H152V182H151ZM168 184V183H167ZM171 184V183H170ZM243 184V183H242ZM247 184V183H246ZM107 185V184H106ZM114 185H116V184H114ZM125 185V184H124ZM150 185V184H149ZM178 186H179V184H177ZM224 185V184H223ZM254 185V184H253ZM119 186V185H118ZM152 186H154V185H152ZM157 186V185H156ZM163 186V185H162ZM166 186V185H165ZM175 187H176V185H174ZM181 186V185H180ZM221 186V185H220ZM120 188H121V186H119ZM130 187V186H129ZM149 187V186H148ZM209 187V186H208ZM237 187V186H236ZM241 187V186H240ZM244 187V186H243ZM247 186H245V188H246ZM126 188V187H125ZM124 188V189H125ZM134 188V187H133ZM137 188H139L138 186H137ZM145 188V187H144ZM147 188V187H146ZM156 188V187H155ZM161 188V187H160ZM163 189H165V187L163 188ZM179 189V188H178ZM211 189V188H210ZM225 189H227V188H225ZM230 189V188H229ZM232 189V188H231ZM239 189V188H238ZM238 189H236V190H238ZM248 189V188H247ZM252 189V188H251ZM258 189V188H257ZM117 190H118V188H117ZM126 190V189H125ZM154 190V189H153ZM170 190V189H169ZM172 190V189H171ZM185 190V189H184ZM190 190V189H189ZM217 190H219V189H217ZM220 190H222V189H220ZM228 190V189H227ZM226 190V191H227ZM239 190H241V189H239ZM250 190V189H249ZM114 191H116V190H114ZM129 191V190H128ZM133 191H134V189H133ZM138 190L136 189V196L138 195V192H137ZM152 191V190H151ZM244 192H246V194L248 193V191H246L245 189L243 190ZM264 191V190H263ZM135 192V191H134ZM156 192H158V191H156ZM252 192V191H251ZM118 193V192H117ZM133 193V192H132ZM173 193V192H172ZM225 194H226V192H224ZM230 193H231V191H230ZM243 193V192H242ZM153 194V193H152ZM156 193H154V195H155ZM218 194H220L219 196H221V197H224V195H221V192L220 193H218ZM251 194V193H250ZM257 194V193H256ZM121 195V194H120ZM126 195V194H125ZM163 195V194H162ZM227 195V194H226ZM243 195H244V193H243ZM263 195H264V193H263ZM119 196V195H118ZM130 196V195H129ZM136 196H134V197H136ZM153 196V195H152ZM152 196H151V199H152ZM165 196V195H164ZM178 195H175V197H177ZM195 196V195H194ZM228 197H229V195H227ZM237 196H239V195H237ZM245 196V195H244ZM243 196V197H244ZM254 196V195H253ZM125 197V196H124ZM146 197V196H145ZM150 196H148V198H149ZM168 197V196H167ZM179 197V196H178ZM190 197V196H189ZM242 197V198H243ZM41 198V197H40ZM118 198V197H117ZM137 198V197H136ZM156 198H157V196H156ZM155 198V199H156ZM166 198V197H165ZM181 198V197H180ZM192 198V197H191ZM225 198V197H224ZM230 198V197H229ZM233 198V197H232ZM231 198V199H232ZM126 199H128L127 197H126ZM130 199V198H129ZM144 199H147V198H144ZM226 199V198H225ZM228 199V198H227ZM230 199V200H231ZM249 199V198H248ZM133 200L136 202L137 201V199H134L133 198ZM167 200H169V199H167ZM179 200H181V199H179ZM184 200V199H183ZM220 200H222V198L220 199ZM123 201V200H122ZM150 201V200H149ZM194 201V200H193ZM223 201H224V199H223ZM233 201V200H232ZM130 202V201H129ZM134 202V203H135ZM229 202V199H228V201H227V203ZM119 203V202H118ZM150 204L149 205H151V202H149ZM197 203V202H196ZM230 203H232V202H230ZM234 203V202H233ZM232 203V204H233ZM248 203V202H247ZM122 204V203H121ZM157 205H158V203H156ZM187 204V203H186ZM195 204V203H194ZM223 204H225V203H223ZM222 204V205H223ZM123 205H124V203H123ZM132 205V204H131ZM134 205V204H133ZM132 205V206H133ZM147 205V206H146ZM145 206L143 205V208H145V207H148V204H146ZM180 205V204H179ZM182 205L183 204H181L180 206L182 207ZM252 205V204H251ZM121 206V205H120ZM125 206V205H124ZM136 206V205H135ZM152 206V205H151ZM184 206V205H183ZM236 206V205H235ZM241 206V205H240ZM129 207H131V206H129ZM128 207V208H129ZM134 207V206H133ZM132 207V208H133ZM140 207H141V205H140ZM179 207V206H178ZM229 207V206H228ZM124 208V207H123ZM139 208V207H138ZM149 208H151V207H149ZM180 208V207H179ZM237 208V207H236ZM257 208H259V207H257ZM187 209V208H186ZM140 210H142V208H140ZM146 210V209H145ZM150 210V209H149ZM148 210V211H149ZM184 210V209H183ZM257 210V209H256ZM132 211V214H133V210H131ZM151 211L152 210H150L149 211V213H151ZM210 211V210H209ZM156 212H158V211H156ZM155 212V213H156ZM162 212V211H161ZM164 212V211H163ZM166 212V211H165ZM183 212V211H182ZM215 212H217L216 210H215ZM257 212V211H256ZM256 212H254L255 214H256ZM140 213V212H139ZM147 212H145L144 214H146ZM167 213V212H166ZM180 213H181V211H180ZM191 213V212H190ZM217 213H220V212H217ZM216 213V214H217ZM245 213V212H244ZM250 213V212H249ZM130 214H131V212H130ZM132 214H131V216H132ZM141 215H142V213H140ZM243 214V213H242ZM258 214V213H257ZM149 215V214H148ZM154 215V214H153ZM157 215V214H156ZM180 215V214H179ZM208 215H209V213H208ZM218 215V214H217ZM115 216V215H114ZM137 216H140L139 214L137 215ZM150 216V215H149ZM195 216V215H194ZM201 216V215H200ZM204 216V215H203ZM207 216V215H206ZM205 216V217H206ZM130 217V216H129ZM145 217V216H144ZM148 216H146L145 218H147ZM204 217V218H205ZM259 217V216H258ZM139 218V217H138ZM153 218V216L151 217V219ZM209 218H211L210 216H209ZM0 222H1V224H0V226H3V224H4V226L6 227V230H7V227L10 225V219L9 218H6V217H4L3 216V214H1V212H0ZM141 219V218H140ZM155 219V218H154ZM168 219V218H167ZM261 219V218H260ZM157 221H158V219H156ZM203 220V219H202ZM209 220H213L212 218L211 219H209ZM214 220H215V218H214ZM146 221V220H145ZM216 222V221H215ZM175 223V222H174ZM171 224H172V222H171ZM211 225V224H210ZM209 225V226H210ZM213 225V224H212ZM167 227V226H166ZM10 230V229H9ZM159 232V231H158ZM136 235H138V234H136ZM69 236V235H68ZM264 236V235H263ZM187 237V236H186ZM260 237V236H259ZM3 240V239H2ZM127 240V239H126ZM125 240V241H126ZM1 242V241H0ZM128 244H129V242H128ZM184 243H183V239H179L178 240V248L179 249H183V247H184ZM130 248V247H129ZM126 250V249H125ZM124 250V251H125ZM128 251V250H127ZM163 251V250H162ZM149 253V252H148ZM123 255V254H122ZM125 256H126V254H125ZM167 256V255H166ZM122 257V256H121ZM129 257V256H128ZM176 259V258H175ZM135 264V263H134Z\"/></svg>",
	"mask_w": 264,
	"mask_h": 264
}]
</instances>
